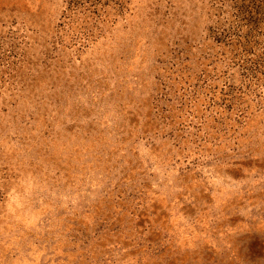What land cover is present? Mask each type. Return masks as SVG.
I'll use <instances>...</instances> for the list:
<instances>
[{"label":"rangeland","instance_id":"1","mask_svg":"<svg viewBox=\"0 0 264 264\" xmlns=\"http://www.w3.org/2000/svg\"><path fill=\"white\" fill-rule=\"evenodd\" d=\"M0 264H264V0H0Z\"/></svg>","mask_w":264,"mask_h":264}]
</instances>
